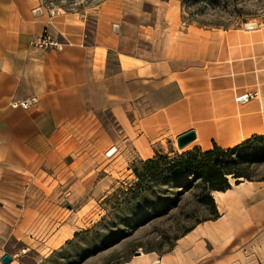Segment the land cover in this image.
Instances as JSON below:
<instances>
[{
    "label": "crops",
    "instance_id": "1",
    "mask_svg": "<svg viewBox=\"0 0 264 264\" xmlns=\"http://www.w3.org/2000/svg\"><path fill=\"white\" fill-rule=\"evenodd\" d=\"M125 1L50 17L33 12L39 0H0V188H27L91 140L127 162L169 154L189 131L186 147L202 150L264 135V23L189 27L171 43L145 44ZM44 32L61 51L32 45ZM32 98L27 110L10 106ZM228 191L221 201L212 194L220 217L178 239L159 264H230L244 245L264 242V182ZM40 223L0 212V260L11 237L27 250L47 247L52 234Z\"/></svg>",
    "mask_w": 264,
    "mask_h": 264
},
{
    "label": "rangeland",
    "instance_id": "2",
    "mask_svg": "<svg viewBox=\"0 0 264 264\" xmlns=\"http://www.w3.org/2000/svg\"><path fill=\"white\" fill-rule=\"evenodd\" d=\"M104 1L49 3L60 12H89ZM125 4L128 23L138 33L139 43L145 44L171 43L189 27L227 30L264 23V0H126ZM174 148L162 156L173 160L193 151ZM113 149L91 140L48 170L47 176L27 180L28 190L21 186L24 182L0 188V202L5 205L1 216L11 222L38 217L42 230L52 234L48 246L40 250H27L11 237L9 264H156L178 239L213 221L199 203V189L184 185L190 177L165 174V160L156 165H146L150 159L117 161ZM253 176L264 177V163L254 167ZM231 186L235 188L234 180ZM15 200L27 207L23 218ZM239 251L242 258L230 264H264V242H251Z\"/></svg>",
    "mask_w": 264,
    "mask_h": 264
},
{
    "label": "trees",
    "instance_id": "3",
    "mask_svg": "<svg viewBox=\"0 0 264 264\" xmlns=\"http://www.w3.org/2000/svg\"><path fill=\"white\" fill-rule=\"evenodd\" d=\"M154 158L156 160L150 159L146 165H156L159 160H165V174L178 172L191 178L184 185L188 188L194 185L199 189V203L213 217V221L220 217L212 196L214 192L230 190L231 180L235 185L243 181H264V177L253 176L254 167L264 163V135H254L230 148L216 144L208 150L194 148L173 160L162 155Z\"/></svg>",
    "mask_w": 264,
    "mask_h": 264
},
{
    "label": "built area",
    "instance_id": "4",
    "mask_svg": "<svg viewBox=\"0 0 264 264\" xmlns=\"http://www.w3.org/2000/svg\"><path fill=\"white\" fill-rule=\"evenodd\" d=\"M49 2L50 0H39L38 6L34 9L33 12L38 13V14L45 12L50 17L57 16L60 11L52 8ZM245 28L249 30V29H253L254 27L251 28L245 25ZM32 45L42 50H57V51L62 50V44L52 39L47 34V32H44L40 37L36 38L32 42ZM247 99H248V96H242V97L237 98V101L240 103H244L246 102ZM36 103H37V100L35 98H32L30 100L12 102L10 106L12 108H21V109L27 110L31 106L35 105ZM113 151H115V149H113ZM157 264H159V262H157Z\"/></svg>",
    "mask_w": 264,
    "mask_h": 264
},
{
    "label": "water",
    "instance_id": "5",
    "mask_svg": "<svg viewBox=\"0 0 264 264\" xmlns=\"http://www.w3.org/2000/svg\"><path fill=\"white\" fill-rule=\"evenodd\" d=\"M196 136L195 133L193 131H189L181 136H179L176 139V146L178 149H183L184 147H186L187 145H189L190 143H192L195 140ZM70 208V207H68ZM136 256L141 255L139 252L135 253ZM13 261L12 257L5 254L4 256H2L0 262L2 264H9Z\"/></svg>",
    "mask_w": 264,
    "mask_h": 264
},
{
    "label": "bare ground",
    "instance_id": "6",
    "mask_svg": "<svg viewBox=\"0 0 264 264\" xmlns=\"http://www.w3.org/2000/svg\"><path fill=\"white\" fill-rule=\"evenodd\" d=\"M248 27H251V25L250 26H248ZM252 28V27H251ZM187 148H190V146H188V147H184L183 149H187ZM246 183H250V181H246ZM241 184H243L244 185V182H242V183H240V185ZM251 185V184H250ZM227 192H229L228 190L227 191H225V192H214L213 193V195H216L217 197H218V199H220V201H221V199L225 196L224 194H226ZM239 205H241V204H239ZM239 210V209H238ZM239 212V211H238ZM157 264V263H156Z\"/></svg>",
    "mask_w": 264,
    "mask_h": 264
}]
</instances>
